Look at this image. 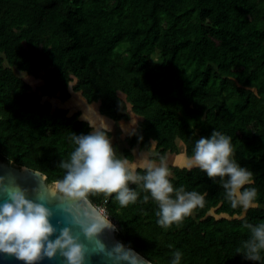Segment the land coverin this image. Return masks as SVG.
I'll use <instances>...</instances> for the list:
<instances>
[{
	"label": "trees",
	"instance_id": "16d2710c",
	"mask_svg": "<svg viewBox=\"0 0 264 264\" xmlns=\"http://www.w3.org/2000/svg\"><path fill=\"white\" fill-rule=\"evenodd\" d=\"M43 70L39 89L17 73L38 78ZM76 92L115 121L141 117L126 137L130 160L153 140L154 159L178 153V142L190 157L216 130L253 173L245 187L257 189L258 206L245 210L231 207L219 177L168 165L175 188L206 195L167 229L135 184L138 199L126 207L115 194L91 196L125 244L153 264H170L175 250L181 264H264V252L258 262L241 255L245 223H264V0H0V159L49 183L62 178L72 135L93 129L81 111L45 98L65 103Z\"/></svg>",
	"mask_w": 264,
	"mask_h": 264
},
{
	"label": "clouds",
	"instance_id": "9594fccd",
	"mask_svg": "<svg viewBox=\"0 0 264 264\" xmlns=\"http://www.w3.org/2000/svg\"><path fill=\"white\" fill-rule=\"evenodd\" d=\"M82 118L93 131L72 135L76 147L69 159H61L58 164L64 170L62 178L51 184L41 183L39 188L31 190L33 196H30L29 189L14 177L0 176V253L14 256L23 264H39L57 256L63 258L64 264H86L92 255H102L112 264H150L120 242L107 248L99 237L105 229L115 231V225L90 197L115 194L119 205L126 207L138 199L139 193L129 187L135 184L157 203V223L167 229L180 223L195 208L203 207L206 194L173 186L168 157L152 158L155 140L138 158L130 160L117 155L109 137L110 127L91 105ZM234 156L231 137L214 130L210 137L195 142L188 167L199 168L210 179L219 177L232 208L257 207V189L245 187L254 184L253 173L237 163ZM148 199L149 195H145L144 200ZM52 200L56 201L55 208L49 207ZM244 226L250 238L243 242L245 251L241 255L248 261H262L264 223ZM182 255L179 250L173 251L170 264H181Z\"/></svg>",
	"mask_w": 264,
	"mask_h": 264
},
{
	"label": "rangeland",
	"instance_id": "374dc122",
	"mask_svg": "<svg viewBox=\"0 0 264 264\" xmlns=\"http://www.w3.org/2000/svg\"><path fill=\"white\" fill-rule=\"evenodd\" d=\"M17 73L23 77L31 86L33 89H39L40 87H42L45 84V77L48 74V70H43L40 73V76L38 78H35L33 76H29L25 73L19 72L17 71ZM46 100H50L54 107L57 106H64L67 109H71L73 111L71 112H75V111H81V113L83 114L86 109L88 108L89 105H91L95 112L99 115V117H102L105 121L106 124H108V126L111 129V133H112V137L111 142L117 144L116 147V152L117 155L123 156V150L124 148L128 147L127 143H126V137L131 133V131H133L136 126L138 121L140 120V116L130 112L131 118L129 121L124 122V121H115L113 119H110L109 117L102 115L99 112V102H94V103H88L86 101V99L82 96V94L80 92H76L73 94V97L71 98V100L62 103L57 97H46ZM76 109V110H75ZM90 115L92 116L93 119H96L95 114L90 113ZM82 118V116H81ZM133 120H135V123H133ZM97 125H99V120H97ZM178 149L179 152L178 153H169L168 154V165H177V166H187L188 167V159L189 157L186 156L185 151H184V145L182 142H178ZM142 151L145 150H138L133 149V153H134V159L138 158V156L140 155V153ZM156 152L153 151V155ZM103 213H105L108 217L109 214L107 213L106 209L104 207H98ZM109 219L114 222L110 217ZM115 224V222H114ZM116 225V224H115Z\"/></svg>",
	"mask_w": 264,
	"mask_h": 264
},
{
	"label": "water",
	"instance_id": "95a60500",
	"mask_svg": "<svg viewBox=\"0 0 264 264\" xmlns=\"http://www.w3.org/2000/svg\"><path fill=\"white\" fill-rule=\"evenodd\" d=\"M26 169H29L30 171H28ZM31 172H34L36 175H33ZM0 176L14 177L17 183H19L22 187L29 189V195L30 196H33V193L31 190L39 188L41 186V183L42 184L43 183L51 184L47 181V176L45 174H43L42 172H40L38 170H34L28 166H18L13 162L4 161L1 159H0ZM0 203H2V198H0ZM55 206H56V201L52 200L49 204V207L55 208ZM57 218H59V216ZM55 222L56 221L53 220L54 224H55ZM112 223L114 224V222H112ZM115 229H116L115 231L110 230V229H105L103 231V233L100 235L99 239L109 249H111L117 242L124 244L126 248L130 247L127 244H125L119 238L116 225H115ZM82 239H84V238L82 237ZM85 243H87V241H85ZM133 250L135 252H137L135 249H133ZM141 256L146 261L150 262V264H153L151 261H149L143 255H141ZM0 264H23V262L17 260L14 256L7 255L4 253H0ZM39 264H64V261H63V258L57 256V258H55L54 260L45 259V260L39 262ZM86 264H112V262L107 260L102 255H92L91 258L86 262Z\"/></svg>",
	"mask_w": 264,
	"mask_h": 264
},
{
	"label": "crops",
	"instance_id": "0c3cea01",
	"mask_svg": "<svg viewBox=\"0 0 264 264\" xmlns=\"http://www.w3.org/2000/svg\"><path fill=\"white\" fill-rule=\"evenodd\" d=\"M73 94H74V93H73ZM72 97H73V95H72ZM72 97H71V98H72ZM71 98H70L69 100H71ZM69 100H68V101H69ZM75 110H76V109H75ZM71 111H73V110L70 109V112H71ZM71 113H74V112H71ZM131 132H132V131H131ZM130 134H131V133H130Z\"/></svg>",
	"mask_w": 264,
	"mask_h": 264
}]
</instances>
